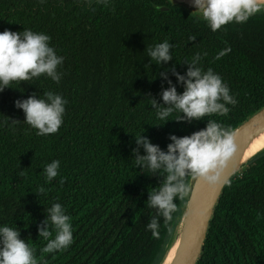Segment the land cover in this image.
Wrapping results in <instances>:
<instances>
[{"label":"trees","instance_id":"trees-1","mask_svg":"<svg viewBox=\"0 0 264 264\" xmlns=\"http://www.w3.org/2000/svg\"><path fill=\"white\" fill-rule=\"evenodd\" d=\"M24 28L51 37L50 45L64 57L58 67L63 75L59 83L41 75L0 92V225L20 230L38 264H159L184 197L174 201L170 221L159 218V237L153 238L146 225L156 210L146 201L164 177L135 166L132 150L144 155L135 135L167 151L170 134L191 135L208 119L234 130L263 108L264 8L213 32L204 19L169 0H0V32ZM190 35L196 39L188 41ZM166 39L172 59L157 65L146 49ZM225 48L230 51L216 59ZM196 53L205 70L222 77L237 104L228 106L226 116L189 123L175 120L174 112L164 123L151 99L164 104L161 93L169 80L183 91L174 72L185 75ZM46 91L67 104L59 130L38 136L14 102L43 98ZM52 160L60 161L58 175L46 182L43 168ZM53 203L70 216L73 242L41 254L47 241L38 228ZM198 264H264V153L225 187Z\"/></svg>","mask_w":264,"mask_h":264},{"label":"clouds","instance_id":"clouds-1","mask_svg":"<svg viewBox=\"0 0 264 264\" xmlns=\"http://www.w3.org/2000/svg\"><path fill=\"white\" fill-rule=\"evenodd\" d=\"M192 3L194 11L202 15L213 32L229 22L244 23L264 8V0H192ZM195 39V36L188 37V41ZM50 40L51 37L44 32L27 28L19 32L8 29L0 32V92L11 87L13 82H28L41 75L59 83L63 73L58 71V67L63 64L64 57L57 54ZM171 48L166 39L154 47H147L146 51L159 65L172 59ZM229 51V48L221 50L216 59ZM201 59V53H196L189 61L185 75L174 72L177 82L183 85L182 92H178L169 80L170 86L161 93L164 104L158 105L155 99H151L157 119L166 123L175 112L178 113L175 120L191 123L213 114L226 116L230 111L228 106L237 104L222 77L210 67L205 70L200 64ZM160 75L167 79L164 73ZM14 103L16 108L23 110L24 122L36 130V135L45 136L59 130L67 100L58 93L46 91L43 98L31 95ZM135 137L136 144L144 149V155H139L138 149L132 150L135 166L164 177L157 187L149 191L146 201L147 207L156 210V215L146 225L153 238L159 237V218L162 217L165 223L170 221L177 208L174 201L188 194L186 178H200L210 186L217 185L227 163L239 151L234 130L213 119H208L203 129L191 135L170 134L171 143L167 145V151L142 134ZM59 167V160H52L44 166L46 182L57 177ZM46 212L45 226L38 228L39 237L47 241L40 249L41 254L67 249L73 242L70 216L60 203H53ZM0 264H38L35 250L20 238L18 228L0 225Z\"/></svg>","mask_w":264,"mask_h":264},{"label":"water","instance_id":"water-1","mask_svg":"<svg viewBox=\"0 0 264 264\" xmlns=\"http://www.w3.org/2000/svg\"><path fill=\"white\" fill-rule=\"evenodd\" d=\"M169 1L173 5L182 7L191 14L202 18L198 11H194L192 0ZM160 10L167 11L168 8L162 7ZM234 132L239 151L227 163L220 182L215 186H210L200 178H191L188 185L189 192L184 196V203L177 225L159 264L165 258L169 246L170 248L175 247L174 256L170 264L199 263L215 210L223 196L225 187L236 174L246 168L248 163L264 153L263 151L257 156L245 159V154L251 143L264 133V107L236 127Z\"/></svg>","mask_w":264,"mask_h":264},{"label":"bare ground","instance_id":"bare-ground-1","mask_svg":"<svg viewBox=\"0 0 264 264\" xmlns=\"http://www.w3.org/2000/svg\"><path fill=\"white\" fill-rule=\"evenodd\" d=\"M263 151H264V133H262L260 136L255 138V140L251 143L245 154V159L257 156L259 153ZM174 252H175V247L173 246L170 248L169 246L166 256L161 264H170L174 256Z\"/></svg>","mask_w":264,"mask_h":264}]
</instances>
